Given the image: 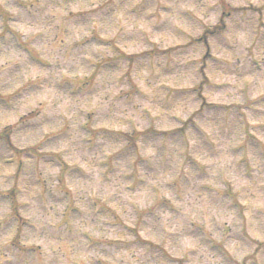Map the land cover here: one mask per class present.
<instances>
[{"label": "clouds", "instance_id": "9594fccd", "mask_svg": "<svg viewBox=\"0 0 264 264\" xmlns=\"http://www.w3.org/2000/svg\"><path fill=\"white\" fill-rule=\"evenodd\" d=\"M0 264H264V0H0Z\"/></svg>", "mask_w": 264, "mask_h": 264}]
</instances>
